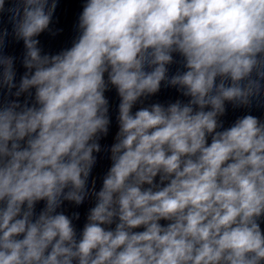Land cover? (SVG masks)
I'll use <instances>...</instances> for the list:
<instances>
[{
	"label": "clouds",
	"instance_id": "9594fccd",
	"mask_svg": "<svg viewBox=\"0 0 264 264\" xmlns=\"http://www.w3.org/2000/svg\"><path fill=\"white\" fill-rule=\"evenodd\" d=\"M56 7L7 9L28 70L14 95L34 89L35 103L0 107V264H264V123L246 115L218 130L226 102L264 97V0H87L73 46L42 55L35 37ZM173 53L186 71L169 77ZM15 75L0 54V87L16 88ZM162 82L190 99L133 113ZM109 85L120 98L112 166L98 192L92 182L77 239L57 209L89 195Z\"/></svg>",
	"mask_w": 264,
	"mask_h": 264
}]
</instances>
